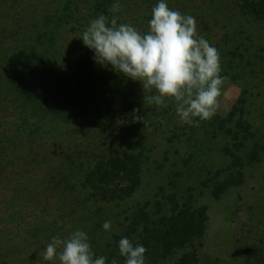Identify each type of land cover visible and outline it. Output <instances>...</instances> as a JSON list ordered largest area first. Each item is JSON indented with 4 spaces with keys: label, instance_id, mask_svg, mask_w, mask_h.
<instances>
[{
    "label": "trees",
    "instance_id": "trees-1",
    "mask_svg": "<svg viewBox=\"0 0 264 264\" xmlns=\"http://www.w3.org/2000/svg\"><path fill=\"white\" fill-rule=\"evenodd\" d=\"M14 1L0 0V222L24 237L16 247L0 230V264H35L53 236L76 230L106 264H125L121 238L146 248L145 264H264L263 196L248 207L231 255L213 256L205 244L213 205L264 171V0H166L196 19L219 52L225 90H237L199 127L179 122L174 99L145 102L154 90L98 64L80 39L101 14L146 34L159 0H57L52 11L33 0L19 16ZM160 148L180 155L173 176L186 186L174 180L180 194L160 188V198L135 201L150 166L165 165Z\"/></svg>",
    "mask_w": 264,
    "mask_h": 264
},
{
    "label": "clouds",
    "instance_id": "clouds-1",
    "mask_svg": "<svg viewBox=\"0 0 264 264\" xmlns=\"http://www.w3.org/2000/svg\"><path fill=\"white\" fill-rule=\"evenodd\" d=\"M120 7L117 2L109 11L118 12ZM151 15L149 31L142 34L131 24L118 25V17L109 21L101 14L90 21L80 39L98 64L111 65L118 74L139 81L144 93L154 90L155 95H145V102L159 106L165 98L174 99L179 122L199 127L200 121L217 114L222 98L228 96L224 86L229 78L221 75L219 52L198 34L193 16L170 9L166 0H159ZM133 118L143 119L135 114ZM103 228L108 231L111 222L105 221ZM146 251L128 238L119 241L125 264H145ZM94 255L88 235L76 230L64 239L53 236L35 264H41V257L59 264H106L105 257Z\"/></svg>",
    "mask_w": 264,
    "mask_h": 264
},
{
    "label": "rangeland",
    "instance_id": "rangeland-1",
    "mask_svg": "<svg viewBox=\"0 0 264 264\" xmlns=\"http://www.w3.org/2000/svg\"><path fill=\"white\" fill-rule=\"evenodd\" d=\"M33 0H17V2H10L9 8L11 13L15 16H19L20 7L23 8L24 4L28 2L31 3ZM35 1V0H34ZM34 1L32 2L34 4ZM39 10L52 11L53 9L59 7L60 4L57 0H36L34 5ZM20 23V21H17ZM228 96L224 99V105H229L235 99V94L237 90L229 89L227 90ZM223 102V101H222ZM222 105V104H221ZM183 156V154H181ZM214 156V153H213ZM159 160V163L165 164L161 170H158L159 164H154L150 166V170L146 173L145 181L142 190L138 194L135 201H146L155 200L161 197L162 193L159 192L160 188L163 189V195L172 194L181 191L177 189L176 184L173 183L174 180L178 181V186L185 187L186 185L179 182V178L173 176L174 169L172 164L176 162L177 166L180 167L182 162L180 155H177L174 150L166 152L164 148H160L156 154L155 159ZM167 159V160H166ZM169 159V160H168ZM210 160H212L210 156ZM175 168V167H174ZM170 169V171H169ZM260 173L264 174V171H258L255 174V179L249 180L240 192H235L233 197L225 200L223 203H215L213 205V219L212 224L209 228L206 250L213 256H219L221 258H227L234 251V234L238 233L241 223L244 221L248 207L252 204H258V198L264 197V179L261 180ZM172 174L173 178H169ZM257 177V178H256ZM261 182H260V180ZM194 180H196L194 178ZM263 181V182H262ZM173 183V184H172ZM197 181L190 182L192 187L196 186ZM261 199V198H260ZM241 203V204H239ZM241 205L243 212L237 214L236 209ZM4 205L0 202V211L3 209ZM1 218V217H0ZM0 230L8 235L9 242L12 245L18 247V244L22 242L24 237L21 234H17L11 226H7L5 223L1 224ZM14 232V233H13ZM19 232V231H18Z\"/></svg>",
    "mask_w": 264,
    "mask_h": 264
}]
</instances>
